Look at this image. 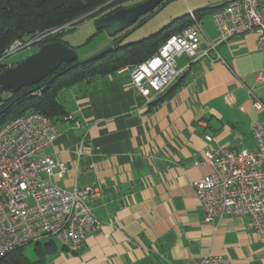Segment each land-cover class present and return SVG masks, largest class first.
Segmentation results:
<instances>
[{"label": "crops", "instance_id": "crops-1", "mask_svg": "<svg viewBox=\"0 0 264 264\" xmlns=\"http://www.w3.org/2000/svg\"><path fill=\"white\" fill-rule=\"evenodd\" d=\"M177 1L195 13L201 48L218 42L213 14L229 0ZM217 51L219 58L215 52L197 61L178 57L181 76L149 104L133 85L131 69L60 93L66 115L54 119L59 135L42 155L66 170L44 177L67 191L96 187L89 206L102 226L75 253L55 238L36 242V260L24 254L29 260L41 259L39 249L41 264H183L206 256L264 264V239L251 220L205 221L193 185L212 173L208 150L253 151L252 125H264V86L257 82L264 56L257 35L237 36ZM250 91L263 108L255 107Z\"/></svg>", "mask_w": 264, "mask_h": 264}, {"label": "built area", "instance_id": "built-area-1", "mask_svg": "<svg viewBox=\"0 0 264 264\" xmlns=\"http://www.w3.org/2000/svg\"><path fill=\"white\" fill-rule=\"evenodd\" d=\"M188 16L194 28L172 36L151 59L131 68L132 83L146 104L179 79L182 70L177 68L176 59L182 55L197 61L215 52L219 58L220 44L254 33L264 56V0H229L215 11L219 40L206 49L200 46L203 30L195 13L189 11ZM257 82L264 86V64ZM250 94L255 96L252 91ZM255 107L263 108L258 99ZM58 135L57 122L40 112H27L0 129V257L49 238L59 240L66 251L75 253L90 234L101 229L100 220L89 206L99 194L96 187L67 191L44 177L66 170L63 164L42 155ZM252 135L256 144L253 151L208 150L206 158L212 173L193 185L205 221L225 216L249 218L252 230L264 239V125L255 122ZM183 264H229V260L206 256Z\"/></svg>", "mask_w": 264, "mask_h": 264}, {"label": "trees", "instance_id": "trees-1", "mask_svg": "<svg viewBox=\"0 0 264 264\" xmlns=\"http://www.w3.org/2000/svg\"><path fill=\"white\" fill-rule=\"evenodd\" d=\"M107 1L109 0H0V73L7 69V65L2 59L12 41L25 40L37 32L62 27ZM144 1L146 0H131L119 8L132 7ZM146 19L145 16L138 23L144 22ZM191 22L193 21L186 15L174 20L152 36L127 45L120 43L112 52L82 65L71 67V64H63L56 73L44 80L47 82L56 75L53 82L45 85L41 83L40 89L23 99L15 101L29 88H24L18 93L12 92L13 98L7 105L12 104L0 116V129L11 120L27 112H40L53 119L65 116L66 112L59 101V95L64 89L81 82L91 81L98 76H105L127 67L131 69L144 64L172 36L186 29ZM53 41L63 40L56 36L46 43ZM164 98L165 96L161 97L159 101ZM37 251L39 258L41 257L38 261L29 260L21 248L0 257V264H41L42 251L39 249Z\"/></svg>", "mask_w": 264, "mask_h": 264}, {"label": "rangeland", "instance_id": "rangeland-1", "mask_svg": "<svg viewBox=\"0 0 264 264\" xmlns=\"http://www.w3.org/2000/svg\"><path fill=\"white\" fill-rule=\"evenodd\" d=\"M129 1L131 0H123L122 2L119 0H109L62 27L37 32L34 36L28 37L25 40L18 39L12 41L4 52L5 55L2 60L4 64L7 65V69L15 67L18 63L36 53L41 46L50 43H46V41L56 36H59V38L63 40L62 42L76 50L79 61L87 60L107 49L116 39H123L121 45L139 41L156 34L174 20L189 14L187 5L185 4L183 7V4L176 0L166 5L161 11L149 18L143 25L135 30H133L134 26H132L115 37H111L104 30L100 32L96 30L94 26L96 20L114 13L116 10L120 9V6ZM146 18L148 17L146 16ZM158 51L156 53H158ZM42 242H45V240ZM58 242L60 241L58 240ZM35 247L36 242L30 243L24 247V254L31 260H36Z\"/></svg>", "mask_w": 264, "mask_h": 264}, {"label": "water", "instance_id": "water-1", "mask_svg": "<svg viewBox=\"0 0 264 264\" xmlns=\"http://www.w3.org/2000/svg\"><path fill=\"white\" fill-rule=\"evenodd\" d=\"M175 0H146L138 5L120 8L94 22L97 31H106L111 37L117 36L124 30L133 27V30L143 25L149 18L156 15L166 5ZM149 15L146 21L138 23L139 20ZM123 39H116L107 49L97 56L79 61L76 50L62 41H54L45 44L39 50L18 63L15 67L4 70L0 73V116L7 111L12 103L7 105L13 98V93H18L24 88L28 91L21 94L15 101L23 99L43 85L53 82L56 73L63 64H71V67L82 65L95 58L102 57L112 52L120 45ZM13 92V93H12Z\"/></svg>", "mask_w": 264, "mask_h": 264}]
</instances>
